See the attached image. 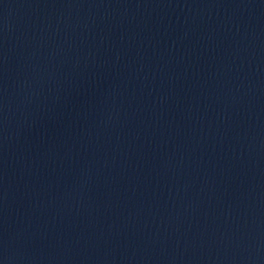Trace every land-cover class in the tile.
Masks as SVG:
<instances>
[{
  "label": "water",
  "instance_id": "95a60500",
  "mask_svg": "<svg viewBox=\"0 0 264 264\" xmlns=\"http://www.w3.org/2000/svg\"><path fill=\"white\" fill-rule=\"evenodd\" d=\"M0 264H264V0H0Z\"/></svg>",
  "mask_w": 264,
  "mask_h": 264
}]
</instances>
